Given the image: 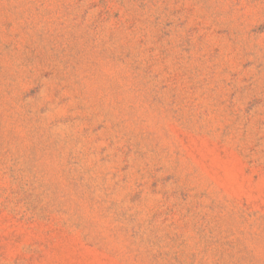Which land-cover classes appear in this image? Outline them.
<instances>
[{"label": "rangeland", "instance_id": "rangeland-1", "mask_svg": "<svg viewBox=\"0 0 264 264\" xmlns=\"http://www.w3.org/2000/svg\"><path fill=\"white\" fill-rule=\"evenodd\" d=\"M0 264H264V0H0Z\"/></svg>", "mask_w": 264, "mask_h": 264}]
</instances>
